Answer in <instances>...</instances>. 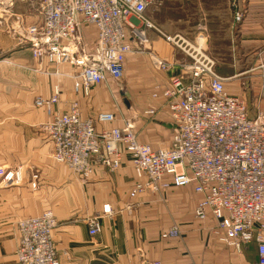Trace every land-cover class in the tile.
<instances>
[{
	"label": "crops",
	"instance_id": "0c3cea01",
	"mask_svg": "<svg viewBox=\"0 0 264 264\" xmlns=\"http://www.w3.org/2000/svg\"><path fill=\"white\" fill-rule=\"evenodd\" d=\"M185 1L197 6L200 20L197 27H188L187 34L170 23L172 17L165 9L171 0H157L156 8L149 7L146 16L166 36L181 37L189 46L199 43L213 61L225 92L246 101L248 118L264 112V0H240L245 14L240 24L233 20L230 0ZM25 8L27 13L28 5ZM81 33L91 49L94 27L83 26ZM147 35L150 49L171 68L161 72L145 54H128L124 68L134 72L140 87L121 104L111 103L105 84L94 87L87 98L75 95L72 76L78 71L66 65L38 60L0 62V167L7 171L21 167L22 175L17 185L0 184V264H17V222L46 210L57 224L52 240L59 264L256 262L254 242L236 249L221 240L223 234L210 214L204 221L194 217L201 196L192 187L168 188L156 194L146 191L130 199L137 177L127 156L116 169L97 166L87 180L52 159L51 144L41 130L48 117L34 102L50 97L55 84L60 88L58 112H67L73 102L83 118L95 120L98 113L109 112L116 120L97 125V129L122 128L123 119H130L139 143L153 150L169 147L172 125L160 92L171 76L186 77L190 61L184 51L155 31L148 30ZM153 93L158 96L153 98ZM150 109L155 110L152 116L146 114ZM33 176L34 190L30 187ZM105 205L110 213L102 215ZM96 215L101 216L100 230L91 236L87 221ZM172 227L178 229V236L161 239L160 234Z\"/></svg>",
	"mask_w": 264,
	"mask_h": 264
},
{
	"label": "built area",
	"instance_id": "2783aa9c",
	"mask_svg": "<svg viewBox=\"0 0 264 264\" xmlns=\"http://www.w3.org/2000/svg\"><path fill=\"white\" fill-rule=\"evenodd\" d=\"M26 2L29 13L23 14L14 12L9 0L5 11L8 30L39 61L76 69L72 91L77 96L87 98L94 87L108 80L120 81L125 58L133 52L145 54L155 69L168 72L171 65L149 47L148 30L180 48L190 61L186 77L171 76L160 92L172 131L169 147L156 150L138 142L130 119H123L122 128L97 129V125L113 123L115 115L100 112L95 120L83 118L76 102L67 112H58L60 88L53 85L50 97L37 98L34 106L48 117L41 130L51 144L54 162L87 180L97 166L116 169L127 156L137 177L130 199L146 191L156 194L190 186L201 196L194 217L204 221L210 214L223 234L221 240L236 249L254 242V264H264V112L248 118L246 101L225 92L213 61L199 43L189 46L181 37L166 36L151 23L146 11L156 5L155 0ZM230 7L234 22L240 24L245 16L240 0H230ZM83 26L95 29L91 49L82 37ZM146 114L152 116L155 110ZM35 179L33 176L30 184L33 190ZM21 181V167L14 171L0 167V184L13 186ZM109 213V206H103L101 214ZM100 220L96 215L87 221L89 235L99 232ZM56 225L49 210L19 220L17 264H59L52 240ZM178 233L172 227L160 238H175Z\"/></svg>",
	"mask_w": 264,
	"mask_h": 264
},
{
	"label": "rangeland",
	"instance_id": "374dc122",
	"mask_svg": "<svg viewBox=\"0 0 264 264\" xmlns=\"http://www.w3.org/2000/svg\"><path fill=\"white\" fill-rule=\"evenodd\" d=\"M12 3H14V12L16 13H26L25 7H27L28 2L26 0H10ZM156 1V5L154 8H156L158 2ZM9 0H0V62H9V61H15V60H38L32 56L31 51L24 47L20 40L18 39V36L13 35L8 30V21L6 20L5 14H6V7L8 6ZM166 5H164L165 7ZM169 10L168 13L172 17V20H170L171 25L176 29L178 28V31L188 33L189 30L191 31V28L197 27V25L200 23L198 13H197V6H188L185 0H171V3L167 5ZM152 14H155L157 11L154 10V12L151 10ZM150 12L148 11L147 14ZM149 17V15H148ZM157 17L156 15L154 16ZM150 18V17H149ZM6 20V22H4ZM33 21V19L31 18ZM30 21V20H29ZM188 27H191L188 29ZM177 30V29H176ZM22 47L26 48L21 49ZM224 47V46H223ZM224 48L222 49V51ZM23 52V53H22ZM39 61V60H38ZM154 68V67H153ZM144 74V72H143ZM137 77L135 76L134 72H132L130 69L124 68L123 77L120 81L115 82L112 80H108L104 84L107 85L108 92L111 95L110 100L111 103H123L127 99V95L133 91L134 89H138L140 87L139 83L136 81ZM140 79V78H138ZM143 81L145 80L142 78ZM146 83L142 84V87L145 86ZM151 90L150 92H152Z\"/></svg>",
	"mask_w": 264,
	"mask_h": 264
}]
</instances>
